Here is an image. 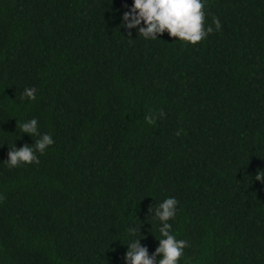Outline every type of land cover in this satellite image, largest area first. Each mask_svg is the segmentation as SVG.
Here are the masks:
<instances>
[{"label": "trees", "instance_id": "16d2710c", "mask_svg": "<svg viewBox=\"0 0 264 264\" xmlns=\"http://www.w3.org/2000/svg\"><path fill=\"white\" fill-rule=\"evenodd\" d=\"M203 2L193 45L125 28L133 0H0V264L151 255L168 197L178 264H264V0ZM32 118L54 143L9 168Z\"/></svg>", "mask_w": 264, "mask_h": 264}, {"label": "clouds", "instance_id": "9594fccd", "mask_svg": "<svg viewBox=\"0 0 264 264\" xmlns=\"http://www.w3.org/2000/svg\"><path fill=\"white\" fill-rule=\"evenodd\" d=\"M204 9L203 0H133L130 8L122 15V24L129 30L137 28L138 35L145 39L155 40L166 31L174 40L179 39L195 45L214 31L212 26L205 29ZM213 24L215 30L219 31L221 24L215 16H213ZM128 35H131V31ZM35 93V87L25 88L21 93V99L26 97L35 100ZM157 115L163 118L165 113L160 110ZM157 115H146V122L150 125L154 124ZM17 127L22 133L38 138L34 141V147L28 143L19 148L15 145L9 147L8 159L4 162L9 168H15L20 164H39L36 153L44 154L45 149L54 143L52 136L39 132L36 118L20 124L16 122ZM177 135L179 136L180 133L177 132ZM255 180L264 184V171L258 169ZM177 204L178 201L174 197H168L155 209L152 205L149 206L148 212L154 214V218L161 222L159 232L162 238H158L159 244L151 255L147 246L141 244V239L128 243L123 257L125 264H178L184 248L190 245L186 240H178L171 234L172 225L168 221L175 218ZM138 230L140 231V228L134 227L129 233L135 236Z\"/></svg>", "mask_w": 264, "mask_h": 264}]
</instances>
